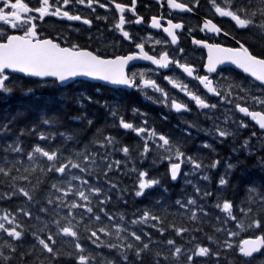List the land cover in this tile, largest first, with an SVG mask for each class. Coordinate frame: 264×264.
I'll return each instance as SVG.
<instances>
[{
	"label": "snow or ice",
	"instance_id": "6c2138e0",
	"mask_svg": "<svg viewBox=\"0 0 264 264\" xmlns=\"http://www.w3.org/2000/svg\"><path fill=\"white\" fill-rule=\"evenodd\" d=\"M154 3L0 0V264H264V0Z\"/></svg>",
	"mask_w": 264,
	"mask_h": 264
},
{
	"label": "flooded vegetation",
	"instance_id": "af4514ba",
	"mask_svg": "<svg viewBox=\"0 0 264 264\" xmlns=\"http://www.w3.org/2000/svg\"><path fill=\"white\" fill-rule=\"evenodd\" d=\"M146 3H151V13H154V12L158 11V6L154 3V0H138V9L140 11L144 12L145 9L143 8V4H146ZM98 11H100V13L103 14V10H98ZM151 13H146V14L147 15H150ZM85 14H87V13H85ZM177 18H180V16L178 15ZM184 18L185 19H188L187 16H185ZM69 23L72 25L73 31L75 30V28L81 27V25H80L79 22H66L65 21L63 23H57L54 20H50L47 26L51 30L53 27H56V28H65V27L68 26ZM195 23H196V21L193 20L192 21V24L195 25ZM134 31L139 32L141 35H145V36L148 35L149 34V31H150L151 35L153 37H155L156 39H160L164 35L159 30H149V29H147L144 26L137 27L136 29H134ZM52 34L54 35L55 33L53 32ZM88 34H89L88 32H83L82 33V38L80 39L79 42L80 43H86V41L83 39V37H87ZM92 34L93 35L96 34V28H93L92 29ZM200 36H202V34H200ZM93 47H101V45L93 44ZM181 47H185L186 49H188L189 50V55L190 56L191 55H194L197 61H199V58H200L201 55H206V53L202 54L199 51H197L195 53H192L191 49H192L193 46H191L189 39H183L182 38ZM124 48L126 49L127 48V45H125ZM108 50L111 51V48H109ZM137 64H138L139 67H147L148 66V63L147 62H142V61L141 62H137ZM165 74H168V73H165ZM193 84H195V82H193Z\"/></svg>",
	"mask_w": 264,
	"mask_h": 264
},
{
	"label": "trees",
	"instance_id": "16d2710c",
	"mask_svg": "<svg viewBox=\"0 0 264 264\" xmlns=\"http://www.w3.org/2000/svg\"><path fill=\"white\" fill-rule=\"evenodd\" d=\"M144 104H148V102L147 101H144L143 102ZM152 109H153V112H154V114H155V106H152ZM173 123H175V118H173V121H172ZM162 171V170H161Z\"/></svg>",
	"mask_w": 264,
	"mask_h": 264
},
{
	"label": "water",
	"instance_id": "95a60500",
	"mask_svg": "<svg viewBox=\"0 0 264 264\" xmlns=\"http://www.w3.org/2000/svg\"><path fill=\"white\" fill-rule=\"evenodd\" d=\"M22 75V74H21Z\"/></svg>",
	"mask_w": 264,
	"mask_h": 264
}]
</instances>
